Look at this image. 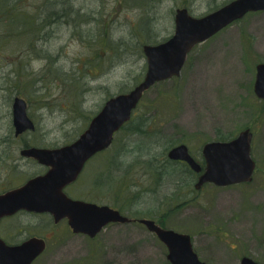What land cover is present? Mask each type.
Instances as JSON below:
<instances>
[{
    "label": "rangeland",
    "instance_id": "obj_1",
    "mask_svg": "<svg viewBox=\"0 0 264 264\" xmlns=\"http://www.w3.org/2000/svg\"><path fill=\"white\" fill-rule=\"evenodd\" d=\"M228 1L0 0V142L9 141L0 143L3 188L38 170L12 168L24 142L15 137V96L28 101L35 123L22 134L26 140L42 148L70 143L108 98L129 92L144 78L143 45L174 33L178 7L202 16ZM261 61L264 10L248 12L195 45L180 76L152 85L134 113L146 118L145 132L134 135L124 125L112 146L86 164L76 191L130 217L153 218L188 233L208 264H241L244 255L264 263V101L254 91ZM246 128L253 133L257 164L248 183H207L197 190L195 181L190 187L166 176L158 186L145 164L148 156L140 154L149 134L158 133L163 140L186 143L203 163L206 142ZM122 180L132 188L119 191ZM135 191L142 199L123 204L131 203ZM30 219L7 218L3 234L20 240L34 231L44 237L47 248L33 264H172L166 245L142 223L113 222L91 238L75 234L65 220L52 224L47 214Z\"/></svg>",
    "mask_w": 264,
    "mask_h": 264
},
{
    "label": "water",
    "instance_id": "obj_2",
    "mask_svg": "<svg viewBox=\"0 0 264 264\" xmlns=\"http://www.w3.org/2000/svg\"><path fill=\"white\" fill-rule=\"evenodd\" d=\"M261 9L264 10V0H232L201 17L192 15L187 7L177 8L174 34L163 42L144 44L147 70L144 78L132 90L109 98L85 131L71 144L57 148L34 147L23 151L51 167L47 173L31 179L21 189L0 197V216L16 206L39 212L48 211L56 221L68 217L74 231L90 236H95L110 222L139 221L166 244L167 257L172 264H208L199 258L189 234L165 228L152 218L133 219L107 204L74 200L63 189L78 177L91 156L111 146L115 133L131 118L146 90L158 81L180 74L188 53L196 44L243 17L248 11ZM254 90L264 99V62L257 65ZM13 116L17 134L35 128L23 98H16ZM252 138V131L246 128L232 140L205 143L202 149L206 163L204 170L185 143L173 146L168 156L186 161L197 172L202 171L195 183L197 189L206 182L228 185L248 181L252 179L256 167L251 157ZM13 201L17 202L16 206H13ZM44 249L45 241L42 238H33L19 246H7L0 239V264H31ZM241 264L264 263L245 255L241 258Z\"/></svg>",
    "mask_w": 264,
    "mask_h": 264
},
{
    "label": "flooded vegetation",
    "instance_id": "obj_3",
    "mask_svg": "<svg viewBox=\"0 0 264 264\" xmlns=\"http://www.w3.org/2000/svg\"><path fill=\"white\" fill-rule=\"evenodd\" d=\"M51 6H53V3L51 4ZM52 10H56L55 8H53ZM263 62V61H261ZM259 63V62H258ZM257 63V65H258ZM256 65V67H257ZM16 98H23L25 101H26V111L28 110V101L20 96V95H17L15 96L14 98V102L16 100ZM14 104V103H13ZM28 114V112H27ZM29 116V115H28ZM30 117V116H29ZM31 118V117H30ZM29 129H32L34 130L35 128H29ZM29 129H26L22 132H20L19 134L16 133V128H15V137L16 138H21L24 140L23 142V147H21L20 149V152H19V157L18 159H15L11 164H12V168H13V171H16L18 169H20L21 167H28V166H36V168H38L37 171L31 173L26 179H24L22 182L18 183V184H13V185H9L7 187H4L2 186V181H3V175L2 173L0 172V197L10 193V192H14L16 190H19L21 189L24 185H26L31 179L35 178L36 176H39V175H43L45 173H47V171H49L50 169V165H48L47 163H43L41 162L38 158H36L35 156L33 155H28V154H25L23 153V151L25 149H31V148H34V147H39L36 143H33L32 141L30 140H26L27 137L23 136L22 134H24L25 132H28ZM78 139V138H77ZM76 140V139H75ZM74 140V141H75ZM72 141V142H74ZM9 141H5V140H2L0 143H3V144H6L8 143ZM72 142L70 143H67V144H71ZM67 144H64V145H67ZM62 145V146H64ZM61 147V146H59ZM41 148V147H39ZM57 148V147H56ZM101 152H97L95 153L93 156H91L84 164L81 172L79 173L78 177L73 180L72 182L66 184L64 186V189H63V192L70 198L74 199V200H82V201H86V202H94V203H97V198H90L89 199V196H86L85 194H82L80 192H77V191H80L78 190V183L80 182L81 180V177H82V173L86 167V164L92 159V158H95L94 156H96L97 154H99ZM10 164V165H11ZM252 181V180H250ZM250 181H241V182H238V183H233V184H239V183H248ZM233 184H228V185H233ZM99 186V184H97ZM205 185V184H204ZM227 185V186H228ZM77 190V191H76ZM17 202L16 201H13V206H16ZM99 204V203H97ZM100 205H103V204H100ZM108 205V204H107ZM113 207V206H111ZM115 208V207H113ZM15 209V210H14ZM118 209L122 214H124L119 208H116ZM14 210V211H13ZM40 214H47L51 219V221L53 222L52 224H57L59 223L60 221H67L68 225H69V228L75 233V234H82V235H86V236H89L91 238H95L96 236H90L86 233H83V232H76L74 231V229L71 227V225L69 224V219L68 217H65V218H62L58 221L55 220V217L53 216V214L51 212H48V211H45V212H39L37 210H34V209H29L27 207H22V206H16L14 208H12V210L8 213H4L0 216V239L2 240V242L4 244H6L7 246H19V245H22L24 244L25 242L33 239V238H42L44 239L45 241V249L47 248V242H46V239L44 237H41L38 235V233H33L34 231H27L25 233V236H23V238H21L20 240H16V239H10L8 237H6L4 234H3V224L4 222L6 221V219H12V218H16L18 215H25V217H29L31 218L30 220L32 219H35L36 217H38ZM126 215V214H124ZM128 216V215H127ZM130 217V216H129ZM133 219H135V217H131ZM131 222H138L139 221H130V222H126V223H131ZM110 223H113V222H110ZM108 223V224H110ZM107 224V225H108ZM33 225V224H32ZM106 225V226H107ZM26 225H22V228H25ZM105 227V226H104ZM104 227L102 229H104ZM33 226H31L30 230H33ZM25 230V229H24ZM21 232V230H20ZM45 249L43 250V252L45 251ZM42 252V253H43ZM35 261V259L33 260V262ZM33 262L31 264H33Z\"/></svg>",
    "mask_w": 264,
    "mask_h": 264
},
{
    "label": "trees",
    "instance_id": "obj_4",
    "mask_svg": "<svg viewBox=\"0 0 264 264\" xmlns=\"http://www.w3.org/2000/svg\"><path fill=\"white\" fill-rule=\"evenodd\" d=\"M22 15V14H21ZM26 18L25 23H29V20L27 19L26 15L24 16ZM65 17H67L66 21L68 22V13H65ZM32 21V20H31ZM33 22V21H32ZM142 104V100L139 104V107ZM138 107V108H139ZM143 117H138L137 115H134L132 119L126 123L125 125H128L127 127H123L124 129L128 128L127 131L130 133L141 134L145 132L146 127V118L142 120ZM147 126V125H146ZM232 134L230 133H224L220 132L218 134L219 140H228L232 138ZM164 136L159 135L158 133L149 134L148 140L145 141L144 145L142 146L140 150V154L147 155L148 158L144 159L145 164L147 167L151 169V178L152 181H154L158 186L161 184V182L166 178L169 179L168 182H179L180 180H185V184L190 185V187L193 186L194 181L196 180V174L188 167V165L184 162L180 161H173L170 160L167 157V151L174 146L177 142H174L172 139L163 140ZM162 146V148H161ZM156 147L161 148V152L157 151L158 149ZM160 152V153H159ZM123 181V180H122ZM132 185L127 184L125 185V182L123 181L118 186V190H124V189H131ZM120 196V195H119ZM143 195L139 192H134L131 198V203L129 201L123 202L127 206V204H132L134 202V199L141 200ZM177 204V203H176ZM123 206V205H122ZM122 206H119L122 209ZM155 215L154 213H152ZM158 223H160L162 226H164V223L158 220Z\"/></svg>",
    "mask_w": 264,
    "mask_h": 264
}]
</instances>
